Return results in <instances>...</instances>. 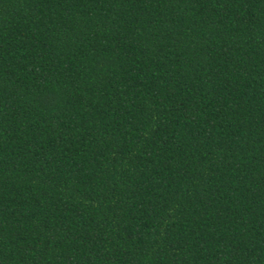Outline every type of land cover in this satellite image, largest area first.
Masks as SVG:
<instances>
[{
  "label": "trees",
  "instance_id": "16d2710c",
  "mask_svg": "<svg viewBox=\"0 0 264 264\" xmlns=\"http://www.w3.org/2000/svg\"><path fill=\"white\" fill-rule=\"evenodd\" d=\"M0 264H264V0H0Z\"/></svg>",
  "mask_w": 264,
  "mask_h": 264
}]
</instances>
